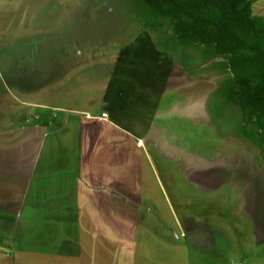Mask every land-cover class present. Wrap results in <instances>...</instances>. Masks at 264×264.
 I'll list each match as a JSON object with an SVG mask.
<instances>
[{
    "label": "rangeland",
    "instance_id": "1",
    "mask_svg": "<svg viewBox=\"0 0 264 264\" xmlns=\"http://www.w3.org/2000/svg\"><path fill=\"white\" fill-rule=\"evenodd\" d=\"M143 24L128 0H0V264H264L225 60Z\"/></svg>",
    "mask_w": 264,
    "mask_h": 264
},
{
    "label": "trees",
    "instance_id": "2",
    "mask_svg": "<svg viewBox=\"0 0 264 264\" xmlns=\"http://www.w3.org/2000/svg\"><path fill=\"white\" fill-rule=\"evenodd\" d=\"M128 1L142 16L147 32H170L164 51L171 43L173 49L203 47L208 57L225 60L223 68L231 76L220 84L218 94L225 106L239 109L241 135L264 154V17L253 14V1ZM139 38L147 40L145 34Z\"/></svg>",
    "mask_w": 264,
    "mask_h": 264
},
{
    "label": "crops",
    "instance_id": "3",
    "mask_svg": "<svg viewBox=\"0 0 264 264\" xmlns=\"http://www.w3.org/2000/svg\"><path fill=\"white\" fill-rule=\"evenodd\" d=\"M252 9H253V12H255L254 11V5L252 6ZM258 15V14H257ZM256 15V16H257ZM36 119H40V117L38 116ZM37 127V124L35 125V128ZM52 127H50V129L47 131V130H43V129H41V131H40V140H38V142H37V145L41 142V141H47V140H50L51 141V145L53 144L52 143V140L54 139V138H57L58 136H60L61 135V133L62 132H59V131H57V128H56V126L54 125V127L51 129ZM38 129V128H37ZM29 141V140H28ZM25 143H26V141H24ZM24 142H22V144L24 143ZM21 144V145H22ZM19 145V146H17V147H15V149L17 150V151H19L20 153H24L25 152V145ZM32 145H33V147H34V143H32ZM111 145H109V147H110ZM104 147V146H103ZM105 147H107V148H109L107 145H105ZM114 158H115V161L114 162H111V163H109L108 165L106 164V162L105 163H103V166L104 167H102L100 170H99V172H97V173H95V174H93V180H95L97 177H102V176H105V179H107V177H110V176H112V175H115V174H117V171L116 170H119L117 167H115V164H116V161H117V159H116V157L118 158L119 157V155L117 154V153H115L114 155ZM121 161V160H120ZM96 181H98V180H96Z\"/></svg>",
    "mask_w": 264,
    "mask_h": 264
}]
</instances>
